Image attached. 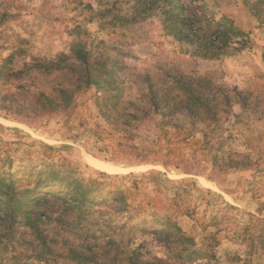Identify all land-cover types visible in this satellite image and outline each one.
<instances>
[{
  "label": "rangeland",
  "instance_id": "1",
  "mask_svg": "<svg viewBox=\"0 0 264 264\" xmlns=\"http://www.w3.org/2000/svg\"><path fill=\"white\" fill-rule=\"evenodd\" d=\"M208 2L251 31L250 48L203 59L165 35L156 17L122 27L102 19L98 14L106 9L99 0H0V172L16 169L20 159L42 166L66 160L82 177L118 188L130 204L128 216L114 206L100 207L77 229L71 218V226L44 229V236L55 234L58 242L93 246L80 261L64 250L37 257L27 244L12 241L0 247V264H125L127 248L152 264H264L262 36L242 0ZM130 8L125 0L112 7L126 16ZM76 37L92 56L106 53L118 61L126 79L119 119L93 85L69 86L75 92L71 103L55 112L36 103L40 92L51 94L63 85L40 66L69 56ZM146 74L155 88L168 87L173 78L186 84L205 78L203 86L234 91L246 102L220 113L217 121L186 113L161 117L153 114L152 103H142ZM131 219L144 220L145 232L121 229ZM158 222H170L172 234L153 237L149 230ZM19 228L11 237L29 241ZM112 242L119 254L103 257L94 245L112 248Z\"/></svg>",
  "mask_w": 264,
  "mask_h": 264
},
{
  "label": "trees",
  "instance_id": "2",
  "mask_svg": "<svg viewBox=\"0 0 264 264\" xmlns=\"http://www.w3.org/2000/svg\"><path fill=\"white\" fill-rule=\"evenodd\" d=\"M99 1L103 3L102 0ZM112 1L116 4L122 0H104L101 6L106 10L98 14L102 19H109L113 25L122 27L156 17L162 32L175 42L189 46L196 57L219 59L250 48L251 31L243 30L228 16L218 14L208 0H125L131 4L129 16L123 15L119 9L113 11L114 4H109ZM242 1L256 24L255 29L262 36L261 56L264 63V0ZM87 47L85 41L76 37L70 44L69 56L58 55L54 60L45 61L40 66L47 75L57 74L63 85L58 84L52 88L51 94L40 92L35 99L36 103L50 113L55 112L71 103L75 92L69 86L77 90L93 85L103 93L105 102L114 105V109H117V112H113L115 119H119L122 116L119 112L124 111L121 105H125L123 91L126 79L118 73L121 71L118 61L108 58L106 53L101 55L102 58L98 55L92 56ZM0 72H3L1 66ZM143 77L142 81L147 84L148 90L142 103H152L153 114L161 117H176L186 113L202 122L207 119L217 121L220 113L235 104L246 102L243 98L240 100L234 96V91H221L209 83L203 86L207 81L205 78L189 80L187 84L173 78L168 87L155 88L149 75ZM137 115L138 112L134 110L133 118L138 119ZM46 148L52 150L50 147ZM9 171L6 174L0 172V225L4 226V230H0L1 248L3 244L6 246L13 241L16 244H27L30 252L37 257L51 256L56 250H64L72 254L74 260L80 261L93 246H83L81 242H58L55 234L51 235L52 238L44 236V229L64 222L71 226L69 218L75 222L76 226H73L77 229L81 222L89 223L94 210L100 207L114 206L119 210L118 213L128 216L130 204L122 191L82 177L78 168L66 160L42 166L28 159H20L16 169ZM97 221H101L100 216ZM19 227L24 230L17 233L29 241L23 242L20 238L15 240L11 237L15 229L19 231ZM125 228L129 230L127 234H130L136 230L145 232L146 226L144 220H132L121 229ZM173 228L170 222H158L149 231L153 237H162L172 234ZM94 245L103 250V257H106L104 252L119 254L121 250L115 242L112 248L107 244ZM125 250V264H152L137 258L135 248Z\"/></svg>",
  "mask_w": 264,
  "mask_h": 264
},
{
  "label": "bare ground",
  "instance_id": "3",
  "mask_svg": "<svg viewBox=\"0 0 264 264\" xmlns=\"http://www.w3.org/2000/svg\"><path fill=\"white\" fill-rule=\"evenodd\" d=\"M102 169V168H101Z\"/></svg>",
  "mask_w": 264,
  "mask_h": 264
}]
</instances>
